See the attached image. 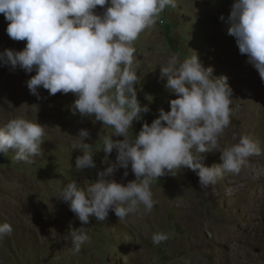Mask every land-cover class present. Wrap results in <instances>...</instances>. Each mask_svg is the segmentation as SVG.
Returning a JSON list of instances; mask_svg holds the SVG:
<instances>
[{"label":"rangeland","instance_id":"obj_1","mask_svg":"<svg viewBox=\"0 0 264 264\" xmlns=\"http://www.w3.org/2000/svg\"><path fill=\"white\" fill-rule=\"evenodd\" d=\"M233 3L176 0L175 8H166L156 24L140 34L134 42L139 65L137 97L150 111L134 121L130 139L144 122L151 124L160 109L170 111L169 102L176 98L159 78V66L172 54L183 61L195 51L205 67H213L214 76H227L233 90L234 111L225 130V147L238 142L240 135H249L264 149V81L247 56L240 54L235 38L227 34L225 21ZM102 11L98 6L96 12ZM221 15L225 21L219 19ZM7 24L0 14V52L22 50L26 41L12 40ZM32 75L35 72L0 66V126L23 117L45 127L44 154L33 163L15 161L12 151L0 154V223L13 228L0 241V264H264V165L255 160L250 161L247 178L226 173L206 188L195 186L197 175L190 169L174 170V175L152 182L157 203L151 213L141 209L119 221L110 211L106 220L93 216L82 225L57 196L68 182L84 186L108 167L102 163V140L114 129L92 117L73 115L70 105L76 97L72 93L49 95L41 87L40 98L32 95L26 84ZM80 129L90 131L85 142L96 152V167L83 172L74 167L81 153L72 150ZM202 155L206 166L222 163L215 150ZM115 157L114 151L109 160L114 162ZM123 172L119 169L111 178L121 182ZM128 173L125 184L135 179L130 166ZM81 226L90 240L74 253L69 231ZM157 231L170 238L154 245L151 237Z\"/></svg>","mask_w":264,"mask_h":264},{"label":"clouds","instance_id":"obj_2","mask_svg":"<svg viewBox=\"0 0 264 264\" xmlns=\"http://www.w3.org/2000/svg\"><path fill=\"white\" fill-rule=\"evenodd\" d=\"M98 6L102 13L96 12ZM169 7L175 8L176 0H0L7 35L26 41L22 50L0 52V66L35 72L26 81L32 95L40 98L41 87L49 95L72 93L76 97L70 105L73 115L92 117L114 129L102 140V163L108 167L84 186L68 182L57 196L82 225L93 216L104 221L110 211L119 221L141 209L151 213L157 203L152 182L174 175V170L190 169L199 177L200 187L206 188L226 173H241L250 166V157L264 154L260 142L249 135H240L231 146H220L219 139L231 124L233 90L227 76H214L213 67H205L193 50L183 61L172 54L159 66V78L176 98L169 102L170 111L160 109L151 124L144 122L138 134L129 138L134 121L150 111L137 97L134 42ZM219 19L225 21L223 15ZM225 22L240 54L247 56L264 81V0H234ZM44 135L45 127L37 121L12 118L0 126V154L12 151L15 161L31 164L44 154ZM90 136L87 129L75 136L78 143L72 150L81 153L75 160L77 171L96 167V152L85 142ZM214 150L220 152L222 163L206 166L202 154ZM129 166L135 179L125 184ZM119 169H124L121 182L111 178ZM12 231L9 223H0V241ZM69 235L74 253L90 240L83 226L70 228ZM169 238L163 231L151 237L154 245Z\"/></svg>","mask_w":264,"mask_h":264},{"label":"bare ground","instance_id":"obj_3","mask_svg":"<svg viewBox=\"0 0 264 264\" xmlns=\"http://www.w3.org/2000/svg\"><path fill=\"white\" fill-rule=\"evenodd\" d=\"M263 116V115H262ZM263 121V120H262ZM263 126H264V124H263ZM264 128V127H263ZM225 139H226V137H225V133H224V135L219 139V144H220V146L221 147H225V144H226V142H225ZM216 153V152H215ZM217 153H220L219 151H217ZM260 157V158H259ZM259 158V159H258ZM253 160H255V162H257L256 164L257 165H259V164H263L264 165V157H261V156H253V157H250V161H253ZM249 168V167H248ZM248 168H245V169H243L242 171H241V174L239 175L238 174V179H240V178H242V179H245V178H247L248 176H249V169ZM244 170H246L245 172H244ZM247 170H248V172H247ZM251 170H253V168H251ZM247 172V173H246ZM251 175V174H250Z\"/></svg>","mask_w":264,"mask_h":264},{"label":"water","instance_id":"obj_4","mask_svg":"<svg viewBox=\"0 0 264 264\" xmlns=\"http://www.w3.org/2000/svg\"><path fill=\"white\" fill-rule=\"evenodd\" d=\"M200 184H199V177L198 176H196L195 177V186H199Z\"/></svg>","mask_w":264,"mask_h":264}]
</instances>
